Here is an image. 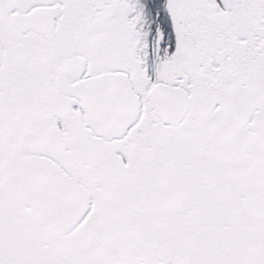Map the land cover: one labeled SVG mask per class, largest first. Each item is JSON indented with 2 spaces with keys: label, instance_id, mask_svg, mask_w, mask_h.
Returning a JSON list of instances; mask_svg holds the SVG:
<instances>
[{
  "label": "snow or ice",
  "instance_id": "6c2138e0",
  "mask_svg": "<svg viewBox=\"0 0 264 264\" xmlns=\"http://www.w3.org/2000/svg\"><path fill=\"white\" fill-rule=\"evenodd\" d=\"M0 264H264V0H0Z\"/></svg>",
  "mask_w": 264,
  "mask_h": 264
}]
</instances>
